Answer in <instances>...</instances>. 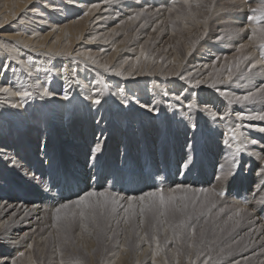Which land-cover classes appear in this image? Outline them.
<instances>
[{
    "label": "rangeland",
    "instance_id": "obj_1",
    "mask_svg": "<svg viewBox=\"0 0 264 264\" xmlns=\"http://www.w3.org/2000/svg\"><path fill=\"white\" fill-rule=\"evenodd\" d=\"M57 1L62 7H69L61 4L62 0ZM85 1L99 6L105 2V0ZM37 2L35 6H37ZM257 2L258 0H253L251 6L255 7ZM198 4L206 5L207 10L205 7H197ZM141 8L145 9V14L142 17L136 20H128V16L134 15ZM169 8L173 11L169 12ZM248 8L249 6L243 0H189V5H185L184 2L165 3L163 0H124V2L111 7L109 12L106 9L107 12L103 15L101 22L92 26L93 30L100 28L97 31L100 36L112 37L121 41L126 34L129 36L136 26L132 34L134 36L141 34L138 39L135 38L137 45L128 47L129 44L125 43L124 46L130 50L137 47V50L134 51H140L142 54V66L145 65L147 72H152L157 65L162 67L155 71L154 74L157 77L137 81L131 86L136 87V90H127L128 93L125 95H134L132 98L138 99V102L144 101L143 104L151 106L150 109H158L162 116H171L172 119L166 118L163 121H160V118L152 119L151 113H136L133 105L130 106V109H123L121 103H118V106L116 104L112 110L109 106L113 105L107 101L104 103L106 105L105 113L102 114V108L98 107L86 124H82L74 131H72V126H75V123L72 124L70 135L67 133L65 137H62V133L56 132L49 144L42 146L43 148L39 142L41 134L34 138L31 131L25 133L29 140L23 134L14 137L11 132H8L10 135L7 136V139L10 141V146L7 148L14 151L16 157L24 164L23 169L30 175L27 174V181L18 180L17 184L6 180L2 187L10 193L8 199H12L13 203H19L18 205L28 203L32 206L39 205L41 208H46L43 209L42 214V211H39L38 220L34 223V228H31L32 235L27 231H23L26 232L25 234L22 232L26 235L23 236V242L32 241V247L29 252L24 254L25 257L23 256L25 259L23 264H60L61 253L57 251V248L65 250L63 255L65 264H106L112 255L121 248L126 252L125 261L122 264H143V257L137 255L139 252L136 245L140 244V246L146 247L149 253L150 250L147 243H140L136 238L137 232L141 236L144 234L143 229L136 227L138 222L134 221L131 225L125 224L121 213V217L112 220L110 224H106L104 231L97 235L91 228L87 231L81 229L77 221L73 223L67 236H65L62 231L52 228L51 211L59 203L75 199L79 194L91 188L97 190L111 188L122 195L138 196L155 187H168L180 181H184L181 182L182 184L205 188L209 191L225 192L223 198H215L217 208L212 210L211 215L215 217L220 208L225 211L216 218L215 227L209 225L211 231L207 237L208 246L213 249L214 264L217 260H219V264H231L233 258L239 259L240 264H264V256L257 259L251 255L252 249L259 252L261 251L259 246L264 244V204L259 202L264 198V190L260 189V185L264 183V177L260 175L261 171L258 170V159L262 154L264 156V132L260 131L261 128H264V121H244L245 125H253L254 127L242 130L243 135L249 138V142L247 144L241 143V148L243 151L247 149L250 151L251 138L257 140L258 143L256 145L251 144L250 147L255 152L260 153L255 158L247 153L241 156L236 155L232 150L233 145L229 147L223 141L224 134L222 135L217 127L211 125V123L215 125L213 118L211 119V115L214 114H224L229 117L226 120H231L236 118L235 112L238 111L264 112V107L259 102L246 108L238 104L228 103L234 95L243 94L246 90H254V86L264 85V72L257 65L251 78L239 79L232 84L221 85L222 87L218 89L220 92H227V96L214 93L218 90L208 86L216 82L218 74L237 59H240L242 63L240 69H234V71L237 72V75L243 72L247 77L248 69L242 58L247 56L250 50H254V56H259V45L264 43V40L257 36L249 41L250 28H247L246 32L240 31L241 28L247 27L246 13ZM54 14L51 13L47 17L48 23L53 19H60L59 15ZM139 21L146 23V25L141 28L137 25ZM11 26L10 23L0 25V39L1 36L15 34ZM153 27H155L154 30ZM157 28L158 30H156ZM93 30H87L82 38H88L87 33L93 34ZM141 37L144 38L141 39ZM87 45L92 46L86 50L93 55V58L99 59V55H101L98 54L97 50L100 45L99 42L96 41ZM241 45L243 47H240ZM213 60L216 61L215 64H213ZM196 62L200 66L194 68ZM201 64L207 65V67L202 68ZM177 65H179V69L176 78L174 77L176 81L172 84L174 88L166 89L158 77L159 75L165 78L171 77V70ZM193 73L195 74L192 76ZM179 75H184V81H177ZM204 75H208L211 80L209 82L205 80L206 83L202 81L199 88L189 86L187 83V81L194 80L192 82L194 84L197 79L201 80ZM91 78L94 79L93 76ZM94 87H98V85ZM113 87L122 90L119 85ZM171 91L181 97L177 101L188 104L185 110L187 116L183 121L179 119L180 107H177L179 110H176L177 108L170 105V101L161 97L163 95L169 98ZM181 94L183 95L181 96ZM108 98L112 101L116 100V98H111V95ZM76 99L77 97L72 101ZM163 101L166 103L163 104ZM177 101L174 104L181 106V102ZM189 104L192 106L189 107ZM206 104L210 106L207 112L202 108V105ZM31 106H26V109L23 110L26 111L27 116L41 113V109H34L30 113L29 108ZM76 106L77 104L73 108L75 109ZM134 106L136 105L134 104ZM165 108L169 110V114L167 111L165 112ZM45 117H41V119L52 124L50 120L53 117L49 115ZM125 120H127L126 123L122 122ZM190 121L195 123V130L189 124ZM137 126L138 128L134 131L133 127ZM99 136L104 138L103 144L99 145L98 151L90 152L89 148L94 145L95 141L97 142ZM70 137L74 141L83 142L87 148L81 151L73 149L72 152H68L69 148L62 143L64 139ZM123 137L125 142H123ZM2 139L3 136L0 137V141ZM34 140L36 141L35 148L30 145ZM95 149L97 150L96 147H94V151ZM22 154L25 158L22 157ZM172 158L178 160L174 166V171L170 172L171 179L175 180L171 182L164 180L159 183V180L155 179V174H158L155 169L160 167L168 169L171 167ZM52 160L55 161L53 165ZM77 162H81L83 167H80V171H75L77 175L75 176L72 174V169L76 168ZM183 162L186 164L182 165ZM144 164L146 165L144 166ZM181 165L185 170L184 172H187L185 177L183 174L179 176ZM229 169L234 171L235 175L225 180L216 179L218 175L227 173ZM89 170L90 173L88 174ZM100 173L106 178L109 176L108 187H104L105 179L100 183L97 182L96 175ZM4 175H6L5 170L0 168V177ZM79 175L83 177L80 178L81 180L77 179ZM10 178L12 177L10 176ZM141 178L143 179L141 180ZM145 180L147 181L145 182ZM87 181L89 182L88 186L84 184ZM125 181L127 184H124ZM59 185L68 189L75 185L74 188L76 189L65 193L64 188L61 189L62 191L58 190ZM122 186L124 188L121 189ZM17 189L23 191V197L14 195L17 193ZM45 190L48 192V196L53 195L52 201L45 199ZM56 190L58 193H54ZM242 193H246L248 197L246 200ZM63 198L67 199L60 200ZM1 199L2 196L0 195V201L3 202ZM244 200L245 203H243ZM237 201H242L243 204L240 205ZM236 207H246L249 211H253V215L245 218L239 226L229 231L233 221H228V216ZM117 220L120 222L117 223ZM225 221H228L227 227ZM225 227V232L221 233L220 229ZM165 236L171 239L172 234L170 231L165 232L161 229V240ZM31 237L34 238L30 240ZM126 237L130 241L129 247L125 246ZM213 240L216 241L215 244L212 243ZM233 240L238 241V243H234ZM153 247H155L154 244ZM175 247L171 243L166 248L162 245L157 257L158 264H165L166 261L169 264H176L177 259L181 261V264H187V257L183 254L186 251V246L184 244L179 245L181 248L180 257L175 255ZM245 247L249 251H245ZM221 248H223L224 253L230 252L231 256L225 255L220 259L217 254L220 253ZM204 251L207 252L208 247H205ZM19 253L20 251L17 255ZM68 253H72L71 259ZM241 255H247L249 260L244 261L241 259ZM20 257L22 256L19 255L18 258Z\"/></svg>",
    "mask_w": 264,
    "mask_h": 264
},
{
    "label": "bare ground",
    "instance_id": "obj_2",
    "mask_svg": "<svg viewBox=\"0 0 264 264\" xmlns=\"http://www.w3.org/2000/svg\"><path fill=\"white\" fill-rule=\"evenodd\" d=\"M163 1L165 3L172 2L174 4L176 2H183V0ZM36 2L37 6H35ZM57 2V0H0V25L10 23L12 24L11 29L15 32V34L9 36H1L0 39V87H8L10 92L28 90L32 93L30 98L21 101L20 97L0 92V137L3 136L2 141H0V168L5 170L6 174L0 177V195L2 196L1 200H3V202L0 201V264H4V261H8V264H11L13 259H15L16 264H19L20 262L22 263L23 260L25 261L24 255V257L22 256L18 258L19 255L17 254L19 251L24 254L29 252L30 248L28 245L31 244L32 241H22L23 236H26L24 235L26 232L24 233L23 231H27V233H31L30 235H32L31 228H34V223L38 220L37 217L40 215V212L42 211V214L43 209H46L41 208L39 205L32 206L28 203L22 205H18L19 203L16 204L15 202L13 203L12 199H8V194L10 193L2 187L5 185L4 182L6 180L17 184L18 180L27 181L26 176L27 174L30 175L25 169H23L24 164H22V161L16 157L14 151L11 150V148H7V146H10V141L7 139V136L10 135L8 132H11L14 137L22 136V134L26 137L25 133H30V131L34 138L39 137L41 134V140L39 142L41 143V148H43L49 144L51 138L56 132L62 133V137H65L67 133L70 135L72 124L75 123V126H72V131L78 129L82 124H86L90 121L93 112L98 107L102 108V114L105 113L106 105H104V103L107 101H110L113 105L109 106L107 104L112 110L116 104L118 106V103H121L123 109H130V106L133 105V108L136 109V113H151L150 115L152 119L160 118V121H163L166 118L172 119L171 116H162L158 109H155L152 113V111L149 110L151 106L144 105V101L138 102V99L132 98L134 95H125L128 91L133 89L136 90V87H131L133 86L132 84H135L137 81H141L144 78L157 77V75L154 74L155 71L162 68L157 65L152 72H147L145 70V65L142 66V54L140 51H134L137 50V47L131 50L128 49V47L136 46L137 43L135 42V38L138 39L141 36V34L136 36L132 34L136 26L132 29L131 34L129 36L126 34L121 41L112 37L105 38L100 36L97 34V31L100 30V28L93 30L92 26L101 22L103 15L107 12L106 9H108L109 12L111 7L124 2V0H112L111 3H108L107 0H105L101 6L98 5L96 8H92V4H89V2L85 0H62L61 4L68 5L69 7L67 8L62 7ZM90 8L91 11H89ZM85 12H88L89 14L84 15ZM44 13L45 15H43ZM51 13H55L54 15L57 16L59 15L60 19H53L48 23L47 17L50 16ZM14 17H19V19H14ZM137 25L143 28L146 23L139 21ZM154 28L155 27L152 29L154 30ZM87 30H93L94 33L89 35L88 32V38L83 39L82 37L86 34ZM156 30H158V28ZM143 38L144 37H141V39ZM96 41L100 44L97 47L98 54H101L99 55V59L93 58V55L86 50L89 46H92L87 44ZM125 43L129 44L127 48L124 46ZM80 45L83 47H78ZM120 49L121 51H119ZM77 53H80L81 55L78 56ZM247 56H254V50H250L247 53ZM254 57H256L257 60L259 59L258 55ZM113 58L115 59L114 61ZM93 61H95V63H93ZM9 62H11V64H8ZM5 64L9 65L7 69L4 68ZM104 64L109 66V71H104ZM198 66H200V64L196 62L194 68H197ZM201 67L203 68L205 65L201 64ZM178 69L179 65L171 70V77L169 78L161 77L159 75L158 78L161 79L163 86L166 89L174 88L172 84L176 81L175 78ZM199 69L200 67L198 70ZM116 70L122 71L124 73L123 76H116L114 74ZM195 73H193L192 76ZM91 76H93L94 79H92ZM205 80L209 82L211 79L208 78V75H204L201 81ZM177 81L181 82L184 80L179 78ZM192 82H194V80L190 82L187 81L189 86H191L190 84H192ZM95 85H98V87H94ZM118 85L122 90L113 87ZM219 87L222 86L220 85L218 88ZM45 89L48 90L49 95L42 96L40 93ZM65 93H67V99H65ZM169 93V98L166 96L164 97L163 95H161V97L170 101V105L173 108L180 107L179 109L181 111L179 119L183 121L185 116H187L185 110L188 104L186 105V103L182 101H177L176 97L179 95L173 93V91ZM214 93L220 94L221 92L219 90ZM110 95L111 98H116V100H110L108 98ZM75 97H77V99L72 101ZM86 97L88 98L86 99ZM94 98L101 99V104L94 105L92 103V99ZM125 99L129 101L127 106L122 102ZM176 101L181 102V106L174 104ZM162 103L164 104L166 102L163 101ZM12 104H22V106L14 108L11 106ZM75 104H77V106L74 109L73 106H75ZM134 104L136 106H134ZM29 105H32L29 108L30 113H32L34 109H41V113L27 116L26 111L24 112L23 110ZM207 107L209 110L210 106L207 105ZM202 108H205V105H202ZM179 109L177 108L176 110ZM166 111L169 114L167 108H165V112ZM35 112H37V110H35ZM46 115L53 117V119L50 120L52 121V124H48L47 120L45 121V119H41V117L46 118ZM214 115H211V119ZM213 121L215 125L213 123H211V125L217 127L218 130L222 132V135L228 131L229 127L234 128L235 124L238 123L236 118L231 120L225 119V122L223 123V120L221 121L219 119ZM122 122L126 123L127 120ZM243 123L245 125V122ZM189 124L193 125L195 123L190 121ZM247 125L248 124L242 129L236 130L237 139L232 140L230 146L233 145L232 150L238 156L247 153L249 156H254L255 158L258 156L259 152H255L250 148L251 143L249 144L250 151H248V149L243 151L241 148V140L245 137L242 130L248 129ZM66 126L68 128L64 129ZM137 128L138 126L133 127V129H135L134 131H136ZM223 131L225 132L223 133ZM26 138L29 139V137ZM123 140V142H125L124 137ZM225 140L226 137L224 135L223 141L225 142ZM103 142L104 138L99 136L97 142L95 141L94 145L89 148L90 152L98 151L100 149L99 145L103 144ZM62 144L69 148V150H67L68 152H72L73 149L81 151L82 149L87 148L83 142L74 141L71 137L64 139ZM30 145L35 148L36 141H32ZM94 147H96L97 150L95 149L94 151ZM238 148L242 149V151L238 152ZM261 156L258 159L259 171H261L262 166L264 168V160L261 159ZM22 157L25 158L23 154ZM179 159H181V157H179ZM13 161H15V164ZM177 161L178 160H175L174 158L171 159L170 165L172 168L169 167L167 169L165 167H160L155 169V172L159 174H155V179L159 180V183L164 180H166V182L174 181L175 179H171L170 177V172L172 170L174 171V166ZM54 163L55 161L52 162V165ZM183 164L186 163L183 162L182 165ZM145 165L146 164H144V166ZM182 165L180 167L179 176L183 174L185 177L187 172H184L185 170ZM80 167H83L82 163L77 162L76 168L72 169V174L77 176L75 171H80ZM253 167H255V165H253ZM89 173L90 170L88 171V174ZM117 175L119 176V174ZM10 176L12 178H10ZM96 177L98 183L105 179L104 187H108V182H110L109 176L106 178L105 175L100 173L97 174ZM80 178L83 177L79 175L77 179ZM142 179L143 178H141V180ZM146 181L147 180H145V182ZM181 182L184 181H180L179 183ZM84 184L88 186L89 182H84ZM124 184H127V181H125ZM75 185L71 189L62 187V185H59L57 188L60 191L64 188L66 193L76 189L74 188ZM90 185L94 186L92 183H90ZM118 188L120 189V187ZM122 188L124 187L122 186L121 189ZM44 193L45 199L51 201L54 199L53 195H47L48 192H46V190ZM54 193H58V191L56 190ZM23 194V191L21 192L17 189V193L14 195L23 197ZM244 195L246 200L248 197L246 193H242V196ZM245 200L243 203H245ZM237 202H239L240 205L243 204L242 201ZM13 213H15L14 216L12 215ZM12 225L14 226L10 228L9 226ZM33 238L34 237H31L30 240ZM12 241H17L18 243H12ZM137 251L139 252L137 255L143 257V264H152L151 252L149 253L146 247L140 246ZM125 257L126 252L121 248L117 253L115 252V254L112 255L107 263H105L122 264L125 261Z\"/></svg>",
    "mask_w": 264,
    "mask_h": 264
},
{
    "label": "snow or ice",
    "instance_id": "obj_3",
    "mask_svg": "<svg viewBox=\"0 0 264 264\" xmlns=\"http://www.w3.org/2000/svg\"><path fill=\"white\" fill-rule=\"evenodd\" d=\"M108 3H111L112 0H107ZM185 5H189V0H183ZM249 8L246 13V20L248 22L246 28H241V32H246L247 28L251 29V35L248 36L249 41H252L257 36L264 40V0H258L255 7H252L251 4L253 0H243ZM54 7V6H53ZM92 8L98 7V5H92ZM197 7H205L206 5L198 4ZM214 7V6H213ZM238 8V6H235ZM35 11V10H34ZM91 11V8L89 9ZM169 12H172L173 9L169 8ZM88 12H85L84 15H88ZM145 14V9L141 8L140 11L136 12L134 15L128 16V20L139 19ZM14 19H19V17H14ZM207 35V32H205ZM240 47H243L241 45ZM259 59L257 60L254 56H245L242 58L243 62L248 69V76L245 77L243 72H240L237 75V72L234 69H240L242 61L237 59L231 64H228L224 71L218 74V80L209 84L208 86L212 89H218V85L232 84L235 80L251 78L254 75V69L257 65L260 66L262 72H264V43L259 45ZM77 55H81L77 53ZM87 59V58H86ZM95 63V61H93ZM216 61L213 60V64ZM8 64L4 65V68L7 69ZM207 67V65H205ZM104 71H109V66L107 64L103 65ZM116 76H123V72L116 70L114 72ZM181 80H184L183 75H179ZM190 82V81H189ZM206 83V81H204ZM202 81L197 79L194 84L191 86L194 88H199ZM0 92L9 93L11 95L21 98V101H25L31 97L32 93L28 90L23 91H12L8 87H0ZM43 95H49L47 89L40 93ZM223 96H227L228 93L221 91L220 93ZM183 94H181L182 96ZM88 97H86L87 99ZM181 97L177 96L176 99L179 100ZM65 99H67V93H65ZM125 106L129 103L127 99L122 101ZM259 102L262 107H264V85L259 87L254 86V90H246L243 94L234 95L231 100L228 101L229 104H238L246 108L249 105H253ZM94 105L101 104V99L94 98L92 99ZM12 107L22 106L18 104H12ZM192 105L189 104V107ZM154 111L155 109H149ZM205 112L208 111L207 105L203 109ZM231 115V114H229ZM236 121L235 127H229L228 131L224 133L226 140L225 143L230 146L232 140L237 139L236 130L242 129L245 127L244 121L248 120H259L264 121V112L253 113L252 111H238L235 112ZM229 117H226L224 114H218L213 116V120H225ZM248 127H254L253 125H248ZM192 128L195 130L196 125L193 124ZM261 132H264V128L260 129ZM249 142L248 137H243L241 143ZM250 143L256 145L257 140L251 139ZM237 151H242L238 148ZM264 160V156L261 157ZM15 164V161H13ZM238 167V166H237ZM235 175V172L229 169L227 173L218 175L217 180H225L228 177ZM260 175L264 177V168L261 169ZM260 189L264 190V183L260 185ZM225 192L223 191H209L205 188L194 187L187 184L178 183L168 187H155L152 190L143 192L140 195H122L120 192H117L111 188H103L102 190H97L96 188H91L87 191L79 194L75 199L68 200L63 203H59L51 211V220L52 228L62 231L65 236L73 223L79 222L81 229L87 231L91 228L93 231L100 235L104 231L106 224L118 217H121L125 224H133V222H138L136 227L143 229V236L136 233V238L140 243H147L149 245V250L152 255V264H157V257L160 254L161 246L165 248L169 243L176 246L175 255L177 257L181 256L180 244L186 246V251L183 253L187 257V264H214L212 251L213 249L208 246L209 241L207 239L208 233L211 231L209 225L215 227V220L219 217L220 213L224 212L223 208H220L216 213V216L213 217L212 210L217 208L216 197L223 198ZM261 204H264V198L259 201ZM13 216L15 213L12 214ZM252 212L246 207H236L235 210L228 216V221H233L231 229L234 230L240 223L247 217H251ZM228 221H225V226L227 227ZM120 221L117 220V223ZM202 222V223H201ZM221 228L220 232L223 233L226 230ZM163 229L165 232H171L172 237L169 239L168 236H165L163 240L160 238V231ZM234 243L238 241L233 240ZM12 243H18L17 241H12ZM213 244L216 243L215 240L212 241ZM153 244L155 247H153ZM125 246H130V241L128 238H125ZM29 248L32 247L31 244L28 245ZM140 244L136 245V248L139 249ZM208 247V251L205 252L204 248ZM261 251L257 252L255 249L251 250V255L259 259L264 256V244L260 246ZM57 251L61 253L60 264H65L63 259L64 249L57 248ZM245 251H249L245 247ZM20 256H23L24 253L20 252ZM220 259L223 256H231V253H224L223 248H221L220 253L217 254ZM69 258H72V253H68ZM195 257V259H193ZM202 258V259H201ZM241 259L248 261L249 257L247 255H241ZM4 264H8V261H4ZM11 264H16L15 259L11 261ZM165 264H169L168 261ZM176 264H181V261L177 259ZM216 264H219V260L216 261ZM231 264H240L239 259H231Z\"/></svg>",
    "mask_w": 264,
    "mask_h": 264
}]
</instances>
